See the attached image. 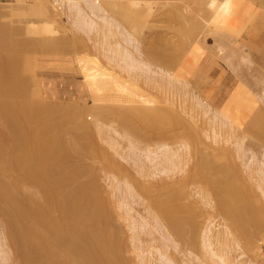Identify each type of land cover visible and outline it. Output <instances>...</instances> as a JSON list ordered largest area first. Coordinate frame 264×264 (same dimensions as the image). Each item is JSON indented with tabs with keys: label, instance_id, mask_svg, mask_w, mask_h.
Returning a JSON list of instances; mask_svg holds the SVG:
<instances>
[{
	"label": "bare ground",
	"instance_id": "obj_1",
	"mask_svg": "<svg viewBox=\"0 0 264 264\" xmlns=\"http://www.w3.org/2000/svg\"><path fill=\"white\" fill-rule=\"evenodd\" d=\"M71 1L74 2L75 0H70L69 2ZM87 1H89V3H87ZM243 1L244 0H209V3H206L204 0L201 1L202 3L198 2L202 4L200 7L204 6L203 2H205V9H210L211 11V13H209V15L211 14V18L201 19V21L198 20V17L192 14V12H187V9L186 13H190V16L188 17L184 13L182 16L186 15L185 17L187 18H184L190 21H186L188 24L185 27H179L181 34L178 33L179 31L177 30V33L182 37L178 35L181 40L179 38L177 40L178 43L181 41L180 47L182 49L179 48L182 53L180 52V54L188 53L190 57H193V53L191 52L192 46L195 40L200 37V32L205 30L204 27L208 26L210 29L212 25L211 20L213 17L214 20H217L219 14L221 19L223 16L227 17V19L230 18L231 16L229 15L239 11L240 8L244 6L242 4L246 3L248 0H245V2ZM73 2L70 4H75V6L70 8H78V14H81L79 16L80 20L89 23L91 25V31L93 30L94 32L102 34L103 41L108 44L109 50L114 55V60L122 64V71L128 73V75L137 80L145 75L146 79H148H145V82L149 81L152 85L156 81H158L159 84L160 79L158 78L162 77L161 79L164 78L166 80V82L161 80L164 83V86L161 85L163 88L167 87V89H170V86L174 87L176 85L174 83H178V87L183 88L182 86L180 87L179 84L181 81L175 76L177 73H173L174 68L179 64L182 58L176 59L178 62L175 61V63L173 61L174 55L164 54V58L170 61L172 60L174 68L172 67L173 69H170L169 67L171 65L168 68L161 66L158 67L159 70L157 69V72L151 67L152 65L148 61L138 57L142 51L138 40L136 41L135 38H132V33L130 34L126 31L117 18L110 15L105 9L109 7V9L121 13L123 12L125 15L124 21L137 26L138 20L142 18L139 16L144 14L148 15L149 11L152 12L148 5L147 8L146 6H142L140 2L139 5L133 3L136 5L133 7L131 6L133 4L129 2L130 4L128 3L127 9L124 10L122 5H120L121 8H117L114 3L101 2V0H86L85 3L91 6V13H93L96 18L100 19V22L98 20L97 22L96 18L90 17L89 19L88 16L86 18L82 6L76 1ZM90 2L94 4L92 5ZM143 2L146 4L145 1ZM254 3L256 4L255 0ZM30 5L32 7L31 10L35 12L40 11L39 13L43 15H49L56 19L59 18V15L57 14V16L52 8V12H50L46 10V8L43 9L42 7H38L35 3H31ZM11 6V4L0 5L1 28L4 27V35H6V33L8 35L5 37H3V35L0 39L3 38L4 40L7 37L9 39V41L7 39V42L4 40V43L0 41V49L3 50L0 56V208L5 213L6 217H9L7 219L10 225L7 226H9L11 230V235L10 233L7 235L11 237V244L12 242L15 245L17 244L16 246L20 249V259L19 262L18 260L16 261L18 262L17 264H123L116 250L118 249L116 246H118L119 242L115 244L114 238L117 234L115 233L116 235L114 234L115 236H112L113 233L111 232L113 231H110L108 212L105 211L107 205L105 206V201L103 205H101L102 202L97 196L100 192L99 187L95 184L96 182L92 184H81L75 188H71L72 180L78 177L81 172L79 168L81 165L79 167L74 166L73 169L70 167V169L67 168V162L69 156H71L70 145L74 146L76 152L80 154L90 153V151L93 152L94 150H92L94 142L90 141L92 139L87 138L88 133L85 132L84 129V131L82 130L85 136L87 134L85 137L83 136L84 134L82 135L80 133L81 131L79 132L78 130L87 127L88 124L86 122L88 119L85 120V116L88 115V112H90L91 115L93 114L96 119L117 120V122L121 124L123 130L127 132V135H132V133L136 134L137 132L138 134L136 135H140V131H137L139 126L136 127L138 124H135V122L143 125L140 126L141 129L143 127V131H151L150 128H153V130L154 128L166 129L169 131L168 134L170 137V132L173 130L171 128H183L182 130L186 140L182 141V138H180L181 142L179 141L180 143H177L179 145L174 147L170 146L166 141L165 143H161L158 148H147L149 154L146 158L149 157L152 161L154 173L156 171L159 175L164 174L165 176H163L166 177L170 175L174 176L184 171L190 158L196 155V157L194 156V167L196 170L193 168L191 169V167H193L192 165L190 169L193 173L189 170L186 179L184 178L185 180L177 182H175V180L172 184L171 182L169 183L166 178L165 180L167 182L164 178L160 177L161 181L160 179L158 180L159 182L157 180H152L147 184V187L146 185L144 186V184L140 185L145 195H147L146 197L151 199L152 204L156 208V212H151L150 214L155 224L159 225L157 228H161L163 231L162 238H164L166 242L164 243L165 246L162 244L164 246L163 249H160V247L159 249L156 248V254L158 253V256L164 259L167 264H177L175 263V259L168 256L167 248L171 247L173 243L171 249H177L178 244L175 243L174 237H171L170 231L166 229L163 219L168 220L169 226L174 234L179 235V238L183 241H188L185 243H192L194 241H192V236L189 238L187 234H185L186 231L183 226L187 224L189 227L190 224L193 231L197 227L196 225L199 224L197 223L198 221H196L199 218V212L195 211V208H193L195 206H192L191 203H189L190 205L188 202L187 204L183 201L181 203L179 198L184 200L188 192L186 185L194 180L196 181V178L205 182L208 175H219L217 182H214L216 183L215 188L217 192H219L217 199L214 200L210 198L211 194H200L203 195H201V198L204 199L208 207L211 206L216 210L218 209V211L221 212L220 214L225 216V224L226 228H228L227 234L232 236V242L234 244H238V239L241 238L244 239V242H249L253 238L255 231L264 226V203L260 204L261 201L258 202L259 199L257 197L258 200L255 202V193L252 194V190H254L252 189V187L254 188L252 182L254 181L258 183L257 187H259L264 194V160L260 161L256 155L252 154L250 158L247 159L250 161H246L247 155L245 152H247L248 149L244 145V138L236 137L237 139L233 141L231 144L232 147L230 148L220 144L221 142L226 143L230 138L235 137L236 127L239 126L230 115V111L227 112L226 110L218 108L219 106H216V109L221 110V113L218 111L221 115L219 117L216 113L217 115H214L213 118L210 117L212 133L209 134L204 126H197L191 123L186 117L182 116L176 108L177 102H175L173 98L171 99L167 93L169 98L164 96L165 93H162L163 95L161 94L162 97L164 96V99L166 98L165 101L167 100L166 106H162L157 103L158 101L153 102L152 100L148 105L122 104V102L126 100V97L132 100V97L136 96L139 101H141L140 97L147 99L144 91L146 88L136 91L137 86L125 87L122 83L121 85L113 84L111 87H108L107 80L104 81L102 79L105 77L108 78L114 73L111 71V73H113L111 74L110 70H108L105 65L103 66L102 64L104 63H101L102 61L98 58L93 57L87 60H85L86 58H82V63L89 64L95 69V71L84 69L82 72L81 69H79L75 52L72 53V51H69L72 54L69 53L68 55L65 53L70 46L66 41L59 40L62 36L15 37L24 34L22 31L19 32L17 30L24 26L13 25L12 16L14 12ZM178 10L179 9H177L173 15H179V18H182V16H180L182 11L178 14ZM198 11V13H200V10ZM193 12H195V10H193ZM198 13H196V15H199ZM151 14L149 13V15ZM173 15H171V18H174ZM141 21L142 20H140V22ZM140 22L138 24L142 26L143 24ZM219 22L223 23V21ZM141 26L137 27L141 29ZM47 27H53L58 32L65 34L64 31L61 30L60 25L56 22ZM169 27L171 26L169 25ZM1 28L0 31L2 32L4 29L1 30ZM116 36L121 39H118ZM114 39L115 41H113ZM176 43L177 42H175V45ZM129 46H132L133 49H130ZM184 56L182 55V57ZM167 69H169L170 72ZM172 70L174 75L171 73ZM186 74H188V72ZM155 75L160 76L154 77ZM151 76H153L154 79ZM150 77L154 81L151 82L150 80L152 79ZM155 78L158 80L156 79L155 81ZM108 79H110V77ZM115 80L116 82L121 81L120 77L118 79L119 81L117 79ZM149 82L147 83L148 85H150ZM158 84L155 87L157 90L158 88L161 89L158 87ZM153 86L150 85L151 88ZM164 89L167 90L166 88ZM157 94L151 95L158 97ZM90 96H92L91 100H89V98H91ZM155 97L153 98L152 96V99H156ZM164 99L162 100L164 101ZM195 99L198 103L202 102L200 96L196 95ZM107 100H111L116 104H106L105 101ZM208 110L209 109H207V111ZM258 110H256L257 112L255 111L256 114L254 113L253 117L259 115L258 113L261 111L258 112ZM87 117L90 118L91 116L88 115ZM261 118H263V116ZM259 121L262 122L261 124L264 122V120ZM248 122L249 124L246 127H241L244 131L249 132L252 128H257V126L261 128L262 126L260 122L259 126L257 123L258 121L256 122L253 118ZM85 124L87 125L85 126ZM144 127L146 129H144ZM169 129H171V131ZM263 129L264 128H262L261 132ZM71 130L74 131L73 135L71 134ZM254 130L256 131L257 129ZM69 131L72 137H68L70 140L66 139ZM174 131L176 130L174 129ZM223 131L225 136H223ZM75 132L78 134H75ZM250 132L249 134H253V132ZM142 133L141 137H143ZM145 134L147 135V133ZM159 135L160 134H158L157 137L164 140V137H160L163 136V134ZM164 136H166L165 133ZM167 136L165 140L170 138H167ZM260 137L264 139L263 135ZM137 138H140V136ZM153 138L155 139L156 137L154 136ZM207 138H209L214 145L209 144V146L206 147L205 141ZM207 148H210L214 153H207ZM190 153L192 155H190ZM193 153L195 154L193 155ZM74 154L76 155V153ZM233 154H235L239 162L233 159ZM219 156L223 157L229 164L226 166L213 167L212 163L214 158ZM108 159L109 158H107V160ZM256 164L257 166H255ZM84 166H81V168ZM138 166H140L139 163ZM116 168L117 167L114 169ZM118 168L117 170L121 169ZM150 171H152V169ZM158 174L154 176L152 172L153 177H156ZM149 176H151V174ZM256 176H258V178H256ZM231 178H236L239 181L241 180L243 183H246L247 186H245V184H243L244 186L240 185L239 187L242 188L241 190L228 182ZM151 183L152 185L150 186ZM203 184L205 183H202V185ZM206 184L205 186L207 187L209 183ZM201 188L203 189V187ZM155 190H158L160 193H155ZM205 191H207V189ZM210 192H213V189ZM186 196L188 198V195ZM97 197L99 200H97ZM201 198L200 200H202ZM177 201H179V203ZM97 202H101L99 203L100 206H105V208H101ZM128 211H130V209ZM202 213L201 210L200 214ZM188 230L187 233L190 232V230L189 232ZM194 232H192V234ZM192 234L188 235L190 236ZM263 238L264 236L258 244L263 243ZM118 239L121 241L119 235L116 241ZM181 239L179 240L182 241ZM202 245L204 247V253L206 252L205 254L203 253V256H206L204 259L202 258L203 261L201 260V264H211V262L217 264H242L241 262L236 263L230 258V245H228L227 240L224 239L221 233L214 232L211 223H208L206 229H204ZM154 250L152 254L149 251V254L153 255ZM248 250L253 253L251 259L258 258L264 263V253H259L256 246ZM138 259H140L141 264L148 263V259L145 257L140 256ZM190 259L191 258H189V260ZM145 260H147V262ZM192 260L194 261V258L191 259V261ZM198 261H200V259ZM247 264L255 263L249 260Z\"/></svg>",
	"mask_w": 264,
	"mask_h": 264
},
{
	"label": "rangeland",
	"instance_id": "obj_2",
	"mask_svg": "<svg viewBox=\"0 0 264 264\" xmlns=\"http://www.w3.org/2000/svg\"><path fill=\"white\" fill-rule=\"evenodd\" d=\"M69 1L70 0H34V2H33L38 7H42L43 9L46 8V10H48L50 12H52V10H51V8H52L54 13L56 15L57 14L59 15V16L57 15L59 17L57 19V21L60 22L61 27H62L61 30L63 29L65 34H62L61 32L54 30L53 32H47V31H45V32L44 31L43 32L42 31L28 32L29 34L15 36V37H17V38L46 37V36L47 37H49V36H62L63 37L64 35H67V36H64L63 38L62 37L59 38V40L66 41L67 44L70 46L69 49L65 51V53L67 55L69 53L72 54L73 52H75L76 58L78 61L79 69H81L82 72L84 69H87L90 71H95L93 66H91L89 64L82 63V61H83L82 58H84V59L86 58L85 60H87L88 58L94 57V58H98L99 60H101L102 61L101 63H104L102 65L103 66L105 65V67L108 70H110V73L112 71L115 74L114 75L113 73H111L113 75L109 76L110 78L114 79V81H116L115 79L118 80L120 77V80L122 82L119 80L118 81L121 82L125 87L137 86L136 91L140 90V89L144 90L146 88L144 91L146 93L147 99L140 97L141 101H139V99L136 96L132 97V100H131V98L128 99L126 97L125 98L126 100L124 102H122V104L148 105L152 100L153 102L158 101L157 103L161 104L162 106H166L167 100L165 101L166 98L164 99V96L166 97L168 94V96L171 99L173 98L175 100V102H177L176 108L179 110V112L182 114V116L186 117L191 123H193L197 126H204L205 129L209 132V134L212 133V130H211L212 124H211L210 117L213 118L214 115H217V114H218L217 116L220 117L221 110L216 109L215 105H213L211 102L206 101L198 93L196 86H195V83L193 81H191L192 78L197 73V72H195V70L192 71V77L190 76L191 79L189 78V80L187 78H184L180 74H178V71L180 70V68L182 66L188 65L187 59L191 58L188 53L187 54H185V53L180 54V52L182 53V51L180 50V48H181L180 47L181 46L180 40L182 37L178 34V33H180L179 30H180V28H183L181 26L185 27L188 24L187 22H189L190 20L185 19V18H187L185 16L187 15L189 17L190 16L189 14L191 12H192V14H195V16L198 17L197 19L200 21H201V19L211 18V14L209 15V13H211L210 9H207V10L205 9V7H206L205 4L209 3L208 2L209 0L208 1L205 0L206 3L203 2L204 3L203 5L205 7L204 6H202V7L204 9L202 7H200V5H202V4H199L201 1H204V0H201V1H198V0H185V1L184 0H178V1L177 0H101V2L103 1V2L114 3V4H116L117 8H121L120 5H122L124 10L127 9L129 2L131 4L137 3L138 5L141 2L142 6H146L147 8L149 6L151 8L150 10H152V12L149 11L150 14L152 13L151 15H149V13H148V15L144 14V15L139 16L140 18L142 17L141 19L139 18L140 20H142L141 22L143 24L142 26L140 24L141 29L138 28V27H140L138 24L140 22V20H138L139 22L137 23V26H138L137 27L135 25L129 24V23L124 21L125 15L123 12L121 13L119 11L109 9V7L105 8V9H106V12H108L110 15H113L117 18V20L121 23V26L126 31H128L130 34L132 33V38H135L136 41L138 40L140 49L142 50L139 55L137 54L138 57L140 59H144V60L148 61L152 65L151 67L154 70L157 71L158 67H161V66L164 68H168L171 65L169 67L170 69L173 67L172 60L170 61V60L164 58V54L174 55V60H173L174 62L177 61L176 59L182 58L181 61L179 60L180 61L179 64H177L175 68L173 67L174 72L172 70L171 73L172 72L174 74L177 73V75H175V76H177L178 79L181 81V82H179V84H180V87L182 86L183 88H179L178 87L179 85H177L178 83H174L176 85L174 87L170 86V89H167V87H164L167 90H165L162 87V86H164L163 82H166V80L164 78L161 79L162 77H159L160 75L154 76V77H159L158 79H160V81L158 84V81H156L157 78H155L156 82H154V83L156 85L153 83V85H154L153 86L152 84H150L149 81L145 82L146 80H148V79H146L145 75H143L142 77H140L137 80V79H134L132 76L128 75V73L122 71V66H121L122 64L117 63V61L114 60V58H113L114 55L109 50L108 44L103 41L104 39L102 38V34L99 32H94L93 30L91 31V25L89 23L85 22L84 20L83 21L80 20L79 16L81 14L80 15L78 14L79 13L77 11L78 8H76V7L70 8L72 6H75V4H70L73 1H71V2H69ZM75 1L78 2L82 6L83 11L86 14V18H87V16L89 19H90V17L94 18V19L96 18L95 15L93 13H91V11H92L91 6L89 4H87V3H89V1H87V3H85L86 0L85 1L84 0H79V1L75 0ZM143 1H145L146 4ZM147 1H148V3H147ZM240 1H242V0H240ZM248 1L246 2L247 4L246 3L242 4V5H244L243 10L240 13H237V16L234 17L232 19V21L227 23V26L220 28V27L211 25L210 29L208 26H205L204 27L205 30H202L200 32V37L195 40V42L192 46L193 48L191 49V52L193 53V56H194L200 50H202L204 55L212 57L217 62H221V63L226 64L230 68V70L238 76V78L241 81V85L245 89V91L251 95L253 100L256 101V104L258 106L257 108L259 109V110L258 109H256V110H258V112L261 111L260 113H258L259 118H258V116L253 117L254 113L256 114V112H257L255 110L256 112L254 111L249 117H247L244 120L245 121L244 125H239L238 127H236L235 137L230 138L228 140V142H226V143L221 142L220 144L224 145L225 147L230 148V147H232L231 144L233 143L234 140H236L237 138H244V145L248 149V151L245 152L247 155L246 161H250L247 159L250 158V156L252 154L256 155V157L260 161H263L264 160V139H262V137H260V136H262V135L264 136V134H263L264 129L262 131L263 133L261 132L262 128H264V125H263L264 122H263V124H261L262 122H260L259 120H261V121L264 120L263 119L264 118V68H261L260 66H258L256 63L253 62V60L251 59L250 54H249L250 50L253 47L248 46L249 42H242V39L245 38V36H247V35L249 37H253L254 33H252V31L254 30V27H257V28L261 27L262 28V25L259 24V22L261 20H264V0H255L256 4L254 3V0L249 1V2ZM91 2H90V4H92ZM243 2H245V0ZM135 4H133L131 6L134 7V6H136ZM193 6H194V8H193ZM201 8L204 11L205 10L206 11L204 12ZM177 9H179L178 14H180V12L182 11L180 16H182L183 13L186 15L182 16V18L181 17L179 18V15L174 16L173 13ZM196 9H197V12H196ZM186 10H187V12H190V13L189 14L186 13ZM193 10H195V12H193ZM198 10H200V13H198L199 12ZM201 10H202V12H201ZM196 13H198L200 16L196 15ZM202 13H206V14H202ZM171 15H173L174 18H171L172 17ZM205 15H207V16H205ZM222 19H221L220 14H219L218 19L214 20V17H213V19L211 20L212 21L211 23H215V21H216V23H218L219 21H223V23L225 24L227 22V17L223 16ZM97 20L99 21L100 19L96 18V21ZM213 20H214V22H213ZM219 23H222V22H219ZM169 25L171 27H169ZM1 27H2V25L0 24V28ZM133 27H136V28H133ZM167 27H169V28H167ZM2 29H4V27L1 28V30ZM1 33H0L1 34L0 37H2L5 34V29ZM67 33L68 34L70 33L72 36L70 34L68 36ZM178 35L181 38H179ZM5 36H8L7 33L3 37H5ZM117 38L121 39L119 37H117ZM170 38H172L173 40ZM178 38L180 39L179 43L177 41ZM7 39H8V37L4 39L5 42H7ZM4 40H3V38L0 39V41H3V43H4ZM8 41H9V39H8ZM113 41H115V39ZM175 42H177L176 45H175ZM129 47H130V49H133L132 46H129ZM69 51H72V53ZM76 52H78V53H76ZM2 53H3V50L0 49V56L2 55ZM182 55L183 56L185 55V56L182 57ZM87 56H89V57H87ZM164 59L166 62L164 61ZM163 61H164V63H163ZM167 70H169V69H167ZM169 72H170V70H169ZM151 77H153V76H151ZM154 77H153V79H154ZM147 78H148V76H147ZM153 79L152 80L149 79V80L152 82V81H154ZM161 80H163V82ZM148 82L151 86H153L152 88L150 87V85L147 84ZM108 83L111 84V79ZM157 84H158V87H160L161 89L158 88V90H157V88H155L157 86ZM166 84H168V83H166ZM162 93L163 94L167 93V94L166 95L164 94V96L162 97L161 96ZM151 94H154V95L157 94L158 97H155L154 95H151ZM196 95L200 96V99L202 102L198 103V101L195 99ZM152 96H153V98L155 97L156 99L157 98L158 99L157 100L152 99ZM91 99H92V97L89 98V100H91ZM134 99H138V100H134ZM162 99H164V101ZM144 100H146V101H144ZM205 102H206V104H205ZM105 103L106 104H116L115 102H113L111 100H107V101H105ZM207 104H209V105H207ZM207 109H209V110L207 111ZM88 115H90L92 118L91 117L88 118L87 117ZM88 115L87 116L84 115V116H85V120L88 119L86 123L89 126L87 124H85V126L87 125L86 128L83 127V128L78 129V130H79V132L81 131L80 133L82 135L84 134L83 136H85V133L82 132L83 129L85 130V132L88 133V136L86 134L87 138L92 139L90 141L94 142L93 148H92V150L94 149L93 150L94 153L92 151H90V153L80 154V153L76 152V149L74 148V146L70 145V155L71 156H69V160L67 162V164H68L67 168L73 169L74 166L79 167L80 165L81 166L85 165L83 168H81V166L79 167L81 169V172H80L78 177H76L72 180L73 183L71 182V188H75L81 184H92V183L96 182L95 184H97V186L99 187V192H100V194H98L97 196L100 198V200L102 202V203L101 202H99V203H101V205H103V202L105 201L106 203L104 202V204H105V206L106 205L107 206L105 208V206L101 207L98 202H97V204L101 208H103V209L105 208L106 209L105 211L108 212V219L110 221V231H113V232H111V233H113L112 236L114 237L117 234V236L114 239H115V244H116V242H119V244H118L119 247L116 246L118 248L116 250L119 254L118 257L121 258V260H120L121 263H123V264H141L140 259H138V257L141 256V257H145L146 259H148L149 264H167L164 259H162L161 257L158 256V253L156 254V252H157L156 248L159 249V247H160V249L161 248L163 249V247L165 246L164 243H166L165 239L162 238L163 237V231L161 230V228L160 229L157 228L159 225L155 224V222L153 221V217L150 214L151 212H156V208L152 204L151 199L146 197L147 195H145V192H144L143 188L141 189L140 185L144 184V186L146 185V187H147V184H149L150 181H152V180L158 181L160 179V181H161L160 177L164 178V180L166 178V180L169 183L171 182V184H172V183H174L175 180H176L175 182L180 181V180H185L188 171L190 170V172H191L192 168L194 170H196L194 167L195 166V157H196V155H194L195 153H193V155L195 157L192 156V158H190L188 165L185 167V170L175 174L174 176L170 175L172 177H170V176L164 177L165 176L164 174H163L164 176L161 174H160L161 175L160 176L158 173H156V171L154 173L152 161L150 160L149 157H148L149 159L146 158L149 154L147 151V148H151V149L158 148L161 143H165L166 141H167L166 143H168L170 146L174 147L176 145H179L177 143L181 142L180 138H182V141L186 140L184 138L185 135H184V132L182 130L183 128H180V127L179 128H171L173 130H172V132H170V135H171V137H170L168 134L169 131H167L166 129L163 130V129L154 128V130H153V128H150L151 131L144 130L145 131L144 132L143 127H142V129L140 128V126H143V125L142 124L140 125L138 122H135V124H138L136 127L139 126L137 131H140L139 132L140 135H136V134H138V132L136 134L132 133V135H133V137H132L131 134H128V135L126 134L127 132H125V130H123L121 124L119 122H117V120L113 119L114 120L113 121L112 119L111 120H100L99 118L96 119L93 114L92 115L90 114V112H88ZM251 116H252L253 120H255L256 122L258 121L257 122L258 125H259V122H260V125H262L261 128L258 126H257V128H254V129H257L256 131H258V132H256L253 128H252L253 130L252 129L250 130L251 132H253V134L256 133L255 134L256 137L250 131L249 132L251 134H249L248 131L243 130V128L249 124L248 121H250L252 119ZM262 116H263V118H261ZM255 118H257V119H255ZM241 127H243V128H241ZM144 129H146V128L144 127ZM147 129H149V128H147ZM171 129H169V130L171 131ZM174 129L176 131H174ZM258 129H260V130H258ZM165 130H166V132H165ZM77 132H75V134H78ZM142 132H144V133H142ZM68 133H69V134H67L68 136L66 137V135H65V137H66V139L70 140V138H72L71 134L73 135L74 131H72L71 134H70V131ZM141 133H142L143 137H141ZM145 133H147L148 136ZM155 133H157V134H155ZM164 133L166 134V136L168 134L167 138L168 137H170V138L165 140L166 136H164ZM158 134H160V135L163 134V136H160V135L159 136L162 138L164 137V140H161L159 137H157ZM138 136H140V138H137ZM154 136L156 137L155 139L153 138ZM223 136H225L224 131H223ZM68 137H70V138H68ZM161 141H164V142H161ZM205 142L207 145L206 147H208L209 144L214 145V143H212V141L209 138H207ZM207 149H208L206 151L207 153H214V152H212V150L210 148H207ZM74 153H76L77 156ZM190 155H192V154L190 153ZM107 156H109V157H107ZM77 158H79V159H77ZM107 158H109V159L112 158L114 163H113L112 159H110V160L108 159L110 161L109 162L107 160ZM233 159L236 160V162H239L238 158L235 157V154H233ZM138 163L140 166H142V165L143 166L142 167L138 166ZM140 163H142V164H140ZM196 163H197V158H196ZM113 164H117V165H113ZM227 164H229V163L223 157L219 156L217 158H214L212 166L213 167H220V166H226ZM192 165H193V167H191ZM255 166H257V164ZM115 167H117V168L119 167L118 169H120V168L121 169L120 170H117V168L114 169ZM149 167L152 169V171H150L151 169ZM190 167H191V169H190ZM152 172H153L154 176L156 174H158V175L156 177H153ZM191 173H193V172H191ZM150 174H151V176H149ZM208 176H210L211 178ZM208 176H207L205 182L196 178V181L194 180L195 182L192 181V182H190V184L188 183L186 185V189L188 188V192L186 194V195H188V198L186 195H185V197L183 195L185 201L183 199L181 200V198H179L181 203H182V201L185 202L186 204H187V202H188V204L191 203L192 206H195V207H193V208H195V211L199 212V214H198L199 218L196 217V218H198L196 221H198L197 223H199V224L196 223L197 224L196 225L197 227L195 228L196 230L194 229L192 231V228H191L192 226H190V224H189V227L187 224H186L187 226L186 225L183 226V227H185L184 230L186 231V232L185 231H183V232H185V234H187V236L189 238H191V236L193 237L192 238V241L194 240L192 242L193 244L190 241H189L190 243H185L188 241H183L181 238H179L180 237L179 235L174 234L172 232L170 226H169L168 220L163 219V223L166 226V229L168 231H170V233L172 235L171 237L172 238L174 237L173 239L175 240V243L178 244L177 249L179 248L178 251H177V249H173V248L171 249L173 243H172V245L170 243L171 247L167 248L168 249V256L171 257L172 259H175V263H177V264H191V263L192 264H198V263L201 264V262L203 261V259L206 256V255L203 256L206 252L204 253V247L202 245V236H203L204 229H206V227H207V224L211 223V225L213 226L214 232L221 233L224 236V239L227 240L228 245H230L231 249L229 250L230 251L229 256L233 261H235L236 263L241 262L242 264H247L249 262V260H251L255 264H264L258 258L257 259H251V257H253V253H252V251L248 250L249 248L256 246L257 251L259 253H264V241H263L264 238L262 240L263 243L258 244L260 242L261 238L264 236V226L261 229L255 231L253 238L251 239L252 241L250 240L249 242H244V239L241 238V239H238V244H234L232 242V236L227 234L228 228H226L225 219H224L225 216L223 214H220L221 212L218 211V209L216 210L215 208H213L211 206L208 207L205 204L204 199L201 198L203 195L200 193H203L205 195L211 194L210 198H213L214 200H216L217 197L219 196L218 195L219 192H217V190L215 188L216 183H214V182H217L219 175L218 176L217 175H212V176L208 175ZM256 178H258V176H256ZM228 182L232 183L233 185H235L238 188H240L239 186L243 185V184H245V186H247L246 183H243L241 180L239 181L236 178H231ZM249 182H250V180H249ZM152 183L150 184V186L152 185ZM202 183H205V184L209 183V184L208 185L206 184L207 185V187H206L205 184L202 185ZM257 184L258 183L255 181L252 182V186H254V188L252 187V189H254V190H252V194L255 193L254 194L255 202L259 199L258 202L261 201L260 202V204H261V203H264V194L262 193L260 188L257 187ZM201 187H203V189ZM204 187H205V190L207 189V191L204 190ZM186 189H185V191H186ZM212 189H213V192H210V191H212ZM240 189L242 190V188H240ZM253 191H255V192H253ZM154 192L157 193L159 191L155 190ZM256 193H257V196H256ZM99 198L97 200H99ZM185 198H187V199H185ZM200 198L202 200H200ZM177 202L179 203V201H177ZM127 204H129V205H127ZM124 205H126V206H124ZM205 205H206V207H205ZM127 206L131 207V208H128ZM129 209H130V211H128ZM199 209H200V211H199ZM201 210L203 212L202 214H200ZM257 215H259V214H257ZM7 218H9V217L8 216L6 217L5 213L0 208V264H17L19 262V259H20V256H19L20 255V253H19L20 249H18L19 247L16 246L17 244L15 245V244H13V242L11 244V241H12L11 237L9 235H7L8 233H10V235H11V230H10L9 226H7V225H10L9 224L10 222H8ZM5 222H6V224H5ZM153 226H155V227H153ZM158 229H159V231H158ZM188 229L190 230L191 233L189 232ZM187 230L189 233H187ZM192 232H194L193 233L194 236H193ZM160 234H161V236H160ZM188 234H192V235L189 236ZM118 235H119L121 241H119V239L116 241V238L118 237ZM179 239H181L182 241H180ZM152 249L156 250V251L154 250L153 255H151L153 253ZM149 251L151 254H149ZM162 251H164V250H162ZM189 258H191V259L194 258V261L193 260L191 261V259L189 260ZM197 258H199L200 261H198L199 259H197ZM17 260H18V262H16ZM145 261L147 262V260H145ZM187 261H188V263H187ZM213 263L214 262H211V264H213ZM214 264H217V263H214Z\"/></svg>",
	"mask_w": 264,
	"mask_h": 264
},
{
	"label": "crops",
	"instance_id": "obj_3",
	"mask_svg": "<svg viewBox=\"0 0 264 264\" xmlns=\"http://www.w3.org/2000/svg\"><path fill=\"white\" fill-rule=\"evenodd\" d=\"M33 2V0H0V5H12L11 7L14 12L12 16V23L14 26H24L18 28L17 30L19 32L22 31L25 35L29 34L28 32H53L55 29L53 27L47 26L54 22L58 23L61 27L60 22L57 21L56 18H53L49 15H43L39 13L40 11L35 12L34 10H31L32 7L30 4ZM242 10L243 7H241L240 10L235 13H231L229 15L231 17L227 19L225 24L212 23V25L220 28L225 27L227 26V23L232 21V19L237 16V13H240ZM263 21L264 20H261L259 22V24L262 25V28L254 27V30L252 31V33H254L253 37H249L247 35L242 39V42H249L248 46L253 47L249 52L250 57L253 62L261 68H264ZM187 60L188 65L182 66V69L180 68L178 74L189 80V78L191 79L192 77V71L195 70L197 73L191 81L195 83L198 93L206 101L211 102L217 107L219 106L218 108L226 110L227 112L230 111V114L236 124H244V120L249 117L258 106L256 101L252 99L251 95L247 93L242 87L238 76L233 73L226 64L217 62L212 57L204 55L202 50ZM187 72L188 74H186ZM108 78H101L104 81L107 80V84L109 85L108 87H111L113 84L121 85V82H116L112 78H110L111 84H109L108 82L110 79Z\"/></svg>",
	"mask_w": 264,
	"mask_h": 264
}]
</instances>
